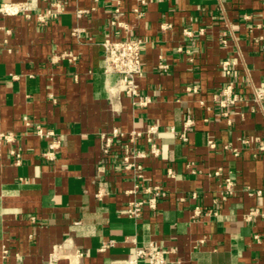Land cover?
Listing matches in <instances>:
<instances>
[{"label":"crops","instance_id":"0c3cea01","mask_svg":"<svg viewBox=\"0 0 264 264\" xmlns=\"http://www.w3.org/2000/svg\"><path fill=\"white\" fill-rule=\"evenodd\" d=\"M126 38L142 41L147 107L104 72L103 42ZM263 85L264 0H36L0 14V137H14L0 144V264H48L55 246L57 264H127L149 243L167 264H264ZM229 87L240 99L223 107ZM152 126L159 154L139 139L141 172L125 169L127 137L103 154L102 134ZM37 127L54 132L53 156ZM155 186L156 209L129 217Z\"/></svg>","mask_w":264,"mask_h":264},{"label":"built area","instance_id":"2783aa9c","mask_svg":"<svg viewBox=\"0 0 264 264\" xmlns=\"http://www.w3.org/2000/svg\"><path fill=\"white\" fill-rule=\"evenodd\" d=\"M36 0H31V3H18V4H4L0 7V14L14 16L20 13H29L31 11V5ZM144 3V0H141ZM59 7V6H57ZM59 11L56 9L50 8L46 13L40 14L38 16V21L47 22L51 18H55L58 15ZM83 14V11L78 13L79 16ZM122 13L120 9H116V12L111 20L112 25L123 27V24L119 21V16ZM104 50V59H103V68L104 72L107 74H117L119 75V80L117 85L114 87V92H121L126 96L132 97L134 99V104L139 107H147L150 104V99L142 95L140 87L137 83V78L142 75V41L140 39L126 38L121 40H110L107 39L102 44ZM70 58L74 60L72 54H63L61 58ZM233 63H225L223 69L226 73H230V66ZM162 69H166V66H160ZM225 99L222 101V106L226 107L227 105H234L239 101L238 95H233L231 92V87L223 92ZM114 96V94L112 95ZM254 100L260 106L264 101V85L260 88L254 89ZM225 116H228V113H225ZM193 124L190 118H187L183 125V131L180 134V138L183 141H187V130ZM159 128L157 126H152L145 131H132L128 135L123 132H120L118 129H113L111 134H102V152L104 155H110L114 144L118 139L128 138V142L124 143L122 146L123 152V163L126 170L137 171L138 173L142 171L143 167L141 164H138V159H143L147 157V153L136 150L134 145L136 142L144 138L147 144L150 146V152L153 155L159 154V149L154 143V136L158 133ZM37 135L41 138L50 139L52 142L49 147L52 150L48 153V156H53V151L58 148L59 142H57L54 137L55 134L52 131L45 132L42 128L37 127ZM2 140L11 142L14 140L12 134L2 135L0 137V144ZM260 150H264V145H261ZM220 172V171H219ZM217 172V174H219ZM227 187L226 191L228 194H231V182L229 179H226ZM146 192L150 194L148 199H138L130 203L129 208L126 210V213L129 217L133 219H138L145 207L150 209H156L157 200L160 196H163L164 193L161 192L160 187L155 186L153 188L146 189ZM116 241H110L102 247V251H105L107 248L115 247ZM61 251V246H55L52 254L49 258L48 264H57L60 259L59 253ZM82 255V253H80ZM147 259L149 264H167L165 258V251L158 247L155 243H149L146 247L138 249L136 251L134 259H129L127 264H136L138 259Z\"/></svg>","mask_w":264,"mask_h":264}]
</instances>
